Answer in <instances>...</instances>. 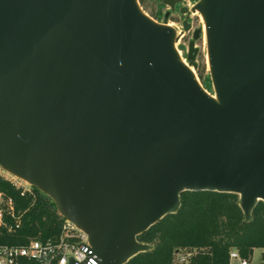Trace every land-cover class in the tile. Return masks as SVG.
<instances>
[{
    "label": "water",
    "instance_id": "95a60500",
    "mask_svg": "<svg viewBox=\"0 0 264 264\" xmlns=\"http://www.w3.org/2000/svg\"><path fill=\"white\" fill-rule=\"evenodd\" d=\"M196 10L216 99L137 0H0V167L85 232L98 264L152 249L137 236L184 191L235 193L245 221L264 202V0H197L183 31Z\"/></svg>",
    "mask_w": 264,
    "mask_h": 264
},
{
    "label": "trees",
    "instance_id": "16d2710c",
    "mask_svg": "<svg viewBox=\"0 0 264 264\" xmlns=\"http://www.w3.org/2000/svg\"><path fill=\"white\" fill-rule=\"evenodd\" d=\"M0 191L12 196L16 209L24 211L21 226L10 241L23 244L29 238L46 240L60 233L63 217L37 188L34 194L21 195L12 182L0 176ZM252 216L250 221L244 220L235 193L184 191L177 212L167 214L137 236L153 248L125 264H174L182 257L183 264H230L231 250L250 260L255 248L264 249L263 201L254 207ZM257 264H264V252Z\"/></svg>",
    "mask_w": 264,
    "mask_h": 264
},
{
    "label": "built area",
    "instance_id": "2783aa9c",
    "mask_svg": "<svg viewBox=\"0 0 264 264\" xmlns=\"http://www.w3.org/2000/svg\"><path fill=\"white\" fill-rule=\"evenodd\" d=\"M19 179V178H18ZM12 183L21 195L34 194V187L26 181ZM24 211L16 209L12 196L0 191V264H98L85 232L63 218L60 233L56 237L40 240L29 238L20 244L10 241L21 226ZM230 261L237 259L239 264H247L236 250H231ZM184 262L185 257L179 259Z\"/></svg>",
    "mask_w": 264,
    "mask_h": 264
},
{
    "label": "rangeland",
    "instance_id": "374dc122",
    "mask_svg": "<svg viewBox=\"0 0 264 264\" xmlns=\"http://www.w3.org/2000/svg\"><path fill=\"white\" fill-rule=\"evenodd\" d=\"M137 1L139 7L144 13L158 22L171 24L172 27L175 28V30L181 32L179 39L175 43L176 48L180 52L181 57L184 59V61L192 66V69L195 72L197 79L202 87L205 88V85H207L208 88L205 89L209 93L214 94V89L210 78L206 36L204 30L202 29L203 19L198 13L194 14L191 12L188 17V21L191 23V29L189 31H183L182 28V21L185 18V15L181 14L179 9L182 6L190 8L197 0H180L176 3L174 9H171L167 4L163 2V0H142V3H140L139 0ZM196 29H201L199 36L194 39V47L197 49V51L194 55V58L189 61L187 59L188 44L190 40H193V32ZM0 176L12 183H23L20 179L13 176L1 167ZM262 252H264V249L255 248L252 257L250 258V260H247V264L259 263L261 261ZM174 264H183V262L175 260ZM232 264H239V261L237 259H232Z\"/></svg>",
    "mask_w": 264,
    "mask_h": 264
},
{
    "label": "bare ground",
    "instance_id": "6f19581e",
    "mask_svg": "<svg viewBox=\"0 0 264 264\" xmlns=\"http://www.w3.org/2000/svg\"><path fill=\"white\" fill-rule=\"evenodd\" d=\"M193 13H194V14H195V13H198V14L201 16V18L203 19V16H202L201 13H199L197 10H196L195 12H193ZM202 19H201V20H202ZM168 25L172 27L171 24H168ZM202 29L204 30V33H205L204 20H203V27H202ZM180 35H181V32L176 30V38H177L176 41L179 39V36H180ZM175 43H176V42H175ZM177 51H178V49H177ZM178 53H179L180 59H181V61L183 62V64H185V65L190 69V71L193 73V75H194L195 78L197 79V76H196L195 72L193 71L192 66L189 65L187 62L184 61V59L181 57V54H180L179 51H178ZM197 80H198V79H197ZM211 95H212V97H213L214 99H216V95H215V94H211Z\"/></svg>",
    "mask_w": 264,
    "mask_h": 264
},
{
    "label": "crops",
    "instance_id": "0c3cea01",
    "mask_svg": "<svg viewBox=\"0 0 264 264\" xmlns=\"http://www.w3.org/2000/svg\"><path fill=\"white\" fill-rule=\"evenodd\" d=\"M230 264H232V260L230 261Z\"/></svg>",
    "mask_w": 264,
    "mask_h": 264
}]
</instances>
